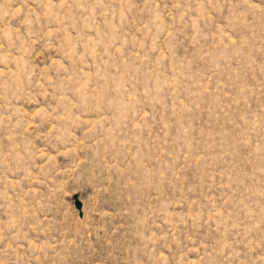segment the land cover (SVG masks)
<instances>
[{
	"label": "rangeland",
	"instance_id": "obj_1",
	"mask_svg": "<svg viewBox=\"0 0 264 264\" xmlns=\"http://www.w3.org/2000/svg\"><path fill=\"white\" fill-rule=\"evenodd\" d=\"M0 264H264V0H0Z\"/></svg>",
	"mask_w": 264,
	"mask_h": 264
}]
</instances>
